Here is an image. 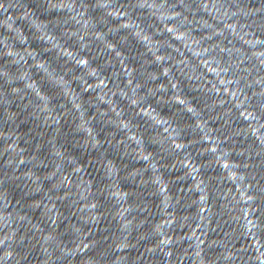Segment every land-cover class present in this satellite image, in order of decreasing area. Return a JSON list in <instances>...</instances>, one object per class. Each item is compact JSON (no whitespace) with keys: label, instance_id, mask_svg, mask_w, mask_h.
I'll return each mask as SVG.
<instances>
[{"label":"water","instance_id":"obj_1","mask_svg":"<svg viewBox=\"0 0 264 264\" xmlns=\"http://www.w3.org/2000/svg\"><path fill=\"white\" fill-rule=\"evenodd\" d=\"M0 264H264V0H0Z\"/></svg>","mask_w":264,"mask_h":264}]
</instances>
